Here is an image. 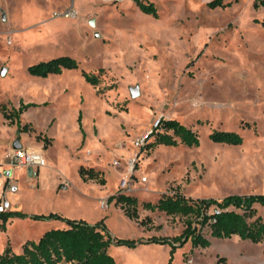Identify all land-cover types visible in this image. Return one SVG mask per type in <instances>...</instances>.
I'll return each instance as SVG.
<instances>
[{
  "label": "rangeland",
  "instance_id": "obj_1",
  "mask_svg": "<svg viewBox=\"0 0 264 264\" xmlns=\"http://www.w3.org/2000/svg\"><path fill=\"white\" fill-rule=\"evenodd\" d=\"M143 1L154 4L158 18L134 0H0V72L8 69L0 75V108L38 105L21 116L25 133L0 113V160L19 140L47 161L35 186L28 169L13 170L19 191L8 199L20 207L14 212L103 221L114 238L138 242L172 239L185 229L183 217L144 210L145 202L176 192L191 199L264 195V9L256 0L216 9L208 7L211 0ZM58 57L73 58L78 69L48 78L28 73ZM83 71L99 85L87 83ZM136 87L140 96L133 99ZM160 120L179 121L200 145L146 150L149 139L142 140ZM215 132L238 133L243 144L213 143ZM81 167L101 172L106 183L84 181ZM124 179L131 181L126 195L138 201V221L108 203ZM256 210L264 221V207ZM48 224L21 218L0 224V255L7 248L20 254L27 241L60 228ZM170 249L152 243L111 246L109 253L117 264H169ZM172 264H264V243L234 236L193 248L189 241Z\"/></svg>",
  "mask_w": 264,
  "mask_h": 264
},
{
  "label": "trees",
  "instance_id": "obj_2",
  "mask_svg": "<svg viewBox=\"0 0 264 264\" xmlns=\"http://www.w3.org/2000/svg\"><path fill=\"white\" fill-rule=\"evenodd\" d=\"M144 14L158 18L154 4L143 0H134ZM238 0H211L210 9L227 8ZM255 7L264 9V0H256ZM78 69L77 62L71 57H58L49 61L40 62L28 67V73L33 77L48 78L52 75H61L64 71ZM84 80L92 86L99 85V79L86 72H82ZM37 104L20 102L17 110L7 112L5 107L0 113L11 125L16 124L19 133L27 132V128L20 126L21 116ZM81 115L79 124L81 126ZM146 150L157 146L177 147L182 144L187 147H198L200 140L197 133L187 128L177 120H160L149 135ZM213 143L229 146H241L243 138L235 132H215L209 136ZM150 142V140H152ZM79 174L84 181H97L104 185L102 173L94 168L81 167ZM120 205L124 213L133 220H139V204L135 197L120 191L117 196H111L108 203ZM256 205L264 207V195H230L223 199H191L176 192L173 195L161 197L157 203L145 202L144 210L159 211L169 217L180 216L185 219L184 231L172 238L152 237L146 241L126 240L114 238L104 222L94 225L84 220H71L58 214L28 215L22 212H10L3 217L4 223L12 218L32 219L35 221H60L66 227L46 231L38 241H27L23 245V252L13 253L10 248L0 255V264H117L109 253L111 246H126L135 248L141 244H161L170 246L169 264L173 263V256L177 248L189 241L193 248H208L211 239H231L234 236L253 244L264 243V221L256 217ZM256 217V218H255ZM254 219V220H253ZM150 218L139 222L147 226ZM4 228V227H3ZM207 229L209 237L202 231Z\"/></svg>",
  "mask_w": 264,
  "mask_h": 264
},
{
  "label": "built area",
  "instance_id": "obj_3",
  "mask_svg": "<svg viewBox=\"0 0 264 264\" xmlns=\"http://www.w3.org/2000/svg\"><path fill=\"white\" fill-rule=\"evenodd\" d=\"M151 133L152 132H150V134ZM150 134L143 138L142 143L149 139L148 137ZM45 167H47V161L41 151L30 150L25 148L23 145L20 149H11L8 162L5 165H2V171H0V180H2L0 183V224L4 221L3 217L13 210V206L8 199V195L16 194L19 190L18 184L11 175L13 170L25 168L32 172H38ZM129 172H133V167L129 169ZM143 181H146V179ZM130 183L131 181L129 179L123 180L120 185L122 193L126 194V190L129 189ZM63 184V190H67V183ZM104 207L105 203H102V208Z\"/></svg>",
  "mask_w": 264,
  "mask_h": 264
},
{
  "label": "crops",
  "instance_id": "obj_4",
  "mask_svg": "<svg viewBox=\"0 0 264 264\" xmlns=\"http://www.w3.org/2000/svg\"><path fill=\"white\" fill-rule=\"evenodd\" d=\"M15 143V142H14ZM14 143H12V145H11V147H9L8 148V150L6 151V155H7V157H6V159L5 160H7V161H5L4 159L3 160H0V171H2V166H1V164H3V163H7L8 162V159H9V156H10V153H11V149L13 148V144ZM29 149V148H28ZM30 150H33V148H30ZM35 151H37V150H35ZM18 169H20L19 171H22V169H24V168H18ZM44 169V168H43ZM43 169H41V170H39L38 172H32V171H27V178H29V181L31 182V185L32 186H35V182H37L38 181V179H39V176H40V172L43 170ZM12 177L14 178V180L16 181V183H17V180H16V178L14 177V172H12ZM2 182V180H0V183ZM19 186V185H18ZM19 191V190H18ZM18 193V192H17ZM10 195H15V194H10ZM13 206V205H12ZM13 210H15V211H19L20 210V207H14V209ZM11 211V212H14V211ZM21 212V211H20ZM51 214V213H50ZM54 214V213H53ZM63 217V216H62ZM67 218V217H66ZM68 219V218H67ZM11 220V222H14V220H15V218H12V219H10ZM64 224V223H63ZM63 224H59V223H57L55 220H50L49 221V224L48 225H55V226H60V228H64L63 227ZM2 225V227H5V223H4V221H3V223L1 224ZM65 225V224H64ZM149 239V238H148Z\"/></svg>",
  "mask_w": 264,
  "mask_h": 264
},
{
  "label": "water",
  "instance_id": "obj_5",
  "mask_svg": "<svg viewBox=\"0 0 264 264\" xmlns=\"http://www.w3.org/2000/svg\"><path fill=\"white\" fill-rule=\"evenodd\" d=\"M91 26H95V22L94 21H91L90 22ZM8 73V69L7 68H2L1 72H0V75L1 77H5ZM131 92V97L133 99H136L140 96V89L139 87H136V88H132L130 90ZM22 147V145L20 144L19 140L15 141V143L13 144V148L14 149H20Z\"/></svg>",
  "mask_w": 264,
  "mask_h": 264
}]
</instances>
